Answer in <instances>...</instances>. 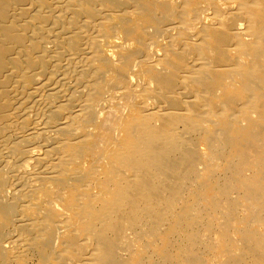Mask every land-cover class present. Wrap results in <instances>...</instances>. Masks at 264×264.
<instances>
[{"label":"bare ground","instance_id":"6f19581e","mask_svg":"<svg viewBox=\"0 0 264 264\" xmlns=\"http://www.w3.org/2000/svg\"><path fill=\"white\" fill-rule=\"evenodd\" d=\"M0 264H264V0H0Z\"/></svg>","mask_w":264,"mask_h":264}]
</instances>
